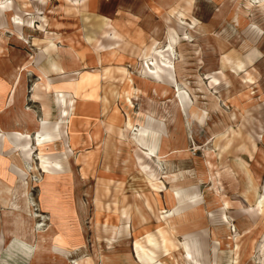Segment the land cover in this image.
<instances>
[{
  "label": "rangeland",
  "instance_id": "obj_1",
  "mask_svg": "<svg viewBox=\"0 0 264 264\" xmlns=\"http://www.w3.org/2000/svg\"><path fill=\"white\" fill-rule=\"evenodd\" d=\"M158 263L264 264V0H0V264Z\"/></svg>",
  "mask_w": 264,
  "mask_h": 264
},
{
  "label": "bare ground",
  "instance_id": "obj_2",
  "mask_svg": "<svg viewBox=\"0 0 264 264\" xmlns=\"http://www.w3.org/2000/svg\"><path fill=\"white\" fill-rule=\"evenodd\" d=\"M169 49L171 50V51H173V49L171 48V47H169ZM171 53V52H170ZM166 63H167V66H168V64H170L168 61H165ZM173 72V71H172ZM157 77H159V75L156 73L155 74ZM177 92H178V96H179V101H180V103H182V96H181V94H180V92H179V90L177 89ZM46 144V143H45ZM45 144L44 143H38V147H43V146H45ZM152 153V152H151ZM148 154H150V153H148ZM42 155H44V154H39V156H42ZM151 155V154H150ZM29 204H30V202L29 201H27ZM261 205H263V204H261ZM254 211L255 212H257L258 213V209H254ZM183 249L185 250V257L186 258H188V257H190V261H193V255H192V252H191V250H189L188 248H187V245L185 244V243H183ZM158 264H161V263H158Z\"/></svg>",
  "mask_w": 264,
  "mask_h": 264
},
{
  "label": "crops",
  "instance_id": "obj_3",
  "mask_svg": "<svg viewBox=\"0 0 264 264\" xmlns=\"http://www.w3.org/2000/svg\"><path fill=\"white\" fill-rule=\"evenodd\" d=\"M92 8H94V13L95 14H98L99 13V11H100V8L98 7V4L96 5H94ZM104 12L103 11H101V14H100V16H103V17H107L106 15H104L103 14ZM117 13H118V11H117V9H115L114 11H113V15L115 14V15H117ZM115 15L113 16V19H114V17H115ZM107 19H109V18H107ZM169 181H171V180H169Z\"/></svg>",
  "mask_w": 264,
  "mask_h": 264
}]
</instances>
